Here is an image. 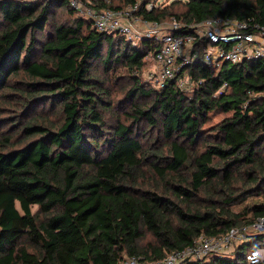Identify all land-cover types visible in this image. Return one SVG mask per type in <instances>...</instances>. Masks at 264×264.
Listing matches in <instances>:
<instances>
[{
  "label": "trees",
  "instance_id": "16d2710c",
  "mask_svg": "<svg viewBox=\"0 0 264 264\" xmlns=\"http://www.w3.org/2000/svg\"><path fill=\"white\" fill-rule=\"evenodd\" d=\"M138 14L180 33L216 18L264 25V0ZM159 46L95 30L69 0H0V102L15 112L0 120V264L158 260L264 216V59L194 64L193 91L178 78L157 89L140 73ZM248 249L183 264H250Z\"/></svg>",
  "mask_w": 264,
  "mask_h": 264
},
{
  "label": "built area",
  "instance_id": "2783aa9c",
  "mask_svg": "<svg viewBox=\"0 0 264 264\" xmlns=\"http://www.w3.org/2000/svg\"><path fill=\"white\" fill-rule=\"evenodd\" d=\"M69 2L90 19L99 32L120 34L133 47L143 40L157 41L158 50L146 57L153 68L145 72V81L157 89H164L170 81L178 78L180 90L193 91L196 83L186 68L194 64L217 68L225 62L264 59V25L254 24L251 18L245 21L206 20L191 26L190 32L180 33L178 30L182 25L176 21L165 25L147 21L138 14L142 10L150 12L160 7L164 3L161 0H137L119 11L96 9L82 0ZM242 245L249 248L246 258L250 264L264 262V216L250 225L232 228L218 236L200 235L192 245L175 250L162 259L145 261L140 257H129L117 264H183L211 255L223 258Z\"/></svg>",
  "mask_w": 264,
  "mask_h": 264
},
{
  "label": "rangeland",
  "instance_id": "374dc122",
  "mask_svg": "<svg viewBox=\"0 0 264 264\" xmlns=\"http://www.w3.org/2000/svg\"><path fill=\"white\" fill-rule=\"evenodd\" d=\"M162 2H167V1H172V0H161ZM60 16V15H59ZM61 17V16H60ZM62 18V17H61ZM66 19V17L64 16L63 20ZM174 21V20H173ZM172 23V20L171 21H168V22H164L162 24H170ZM153 68V65L150 61H147V64L146 66L143 68L142 72L140 73V77L142 79V81L144 82L145 81V72L148 70V69H152ZM124 73V70H119L117 73L113 74L110 76V84L113 85V89L114 91L116 92H120L121 93V89H120V85L117 83L114 82V80L116 81V79L118 78V75H122ZM117 74V75H116ZM14 91H9V89H7L5 91V94L7 95H10V94H13ZM4 100L5 99H8L5 100V103H2L3 101L0 102V120H7L6 117H10L11 115H13V113H15L13 111V105L9 103L10 100H13V97H8V98H3ZM217 118H214V120L212 121V123H217L218 121H221L225 116L223 115H219V116H216ZM2 123H6V122H2ZM9 130V127L7 126H3V125H0V132L2 131H8ZM150 177V176H148ZM148 179H146V177L144 179L141 180V184L142 185H145L146 183H148ZM248 201H251V199H248ZM34 210H36V208H34ZM149 240V237H146L144 239V244L147 243V241Z\"/></svg>",
  "mask_w": 264,
  "mask_h": 264
}]
</instances>
